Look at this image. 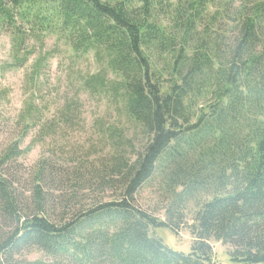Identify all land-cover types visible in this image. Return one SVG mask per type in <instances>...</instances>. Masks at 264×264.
<instances>
[{"label": "trees", "instance_id": "obj_1", "mask_svg": "<svg viewBox=\"0 0 264 264\" xmlns=\"http://www.w3.org/2000/svg\"><path fill=\"white\" fill-rule=\"evenodd\" d=\"M1 34L10 44L2 69L38 50L30 82L48 65L49 37L103 61L86 84L110 91L147 142L92 170L116 195L78 208L90 186L78 172L64 198L52 194L67 181L49 158L19 174L41 115L27 102L0 145V264H216L210 240L227 246L231 264H264V0H0ZM8 120L0 112V127ZM156 176L164 219L135 203ZM181 226L187 253L150 233ZM30 250L46 258H25Z\"/></svg>", "mask_w": 264, "mask_h": 264}, {"label": "rangeland", "instance_id": "obj_2", "mask_svg": "<svg viewBox=\"0 0 264 264\" xmlns=\"http://www.w3.org/2000/svg\"><path fill=\"white\" fill-rule=\"evenodd\" d=\"M9 38L0 35V92L5 96L0 103L3 118H9L0 127V145L19 130L12 121L31 102L39 108L38 122L28 129L23 146L32 145L19 162V174H30L38 160L49 158L50 162L61 169V179L67 181L57 184L52 194L63 198L78 176L89 187L79 189L78 208H86L102 200H111L116 191L109 185L102 186L95 180L92 170L102 169V165L118 154L134 158L147 142V137L137 123L127 119L118 109V99L111 97L108 90L93 91L86 81L105 69L103 61L97 60L92 53L76 56L62 40L49 37L43 44V53L50 52L47 67L39 76L38 82H30L32 64L39 55L38 50L21 68L2 69L9 61ZM107 78L112 79L110 72ZM0 93V97H2ZM44 132H48L45 134ZM160 177L147 181L137 192L135 203L149 213L165 218L167 195L163 193ZM196 203L190 202L186 209V222L191 218ZM150 233L162 239L168 247L189 252L192 238L185 226L179 227L176 234L169 228H150ZM213 259L216 264H231L227 256V246L220 241L210 240ZM27 259H45L36 250L24 252Z\"/></svg>", "mask_w": 264, "mask_h": 264}]
</instances>
